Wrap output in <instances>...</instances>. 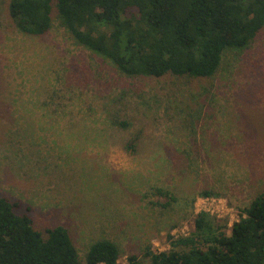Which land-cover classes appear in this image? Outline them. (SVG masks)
Instances as JSON below:
<instances>
[{"label": "rangeland", "instance_id": "374dc122", "mask_svg": "<svg viewBox=\"0 0 264 264\" xmlns=\"http://www.w3.org/2000/svg\"><path fill=\"white\" fill-rule=\"evenodd\" d=\"M9 4L0 0V194L29 207L37 229L66 225L82 259L100 238L118 243L119 264L171 248L170 236L192 231L204 189L220 192L223 209L209 212L230 233L264 185V30L211 78L129 77L56 13L47 34L21 31ZM137 131L132 153L124 143Z\"/></svg>", "mask_w": 264, "mask_h": 264}, {"label": "trees", "instance_id": "16d2710c", "mask_svg": "<svg viewBox=\"0 0 264 264\" xmlns=\"http://www.w3.org/2000/svg\"><path fill=\"white\" fill-rule=\"evenodd\" d=\"M9 13L33 35L47 34L56 13L79 44L129 77L211 78L264 30V0H10ZM111 122L123 129L133 124L115 115ZM140 137L131 134L125 149L137 153ZM31 214L20 200L0 194V264H119L122 250L113 239L94 241L82 259L66 225L37 229ZM226 227V220L199 212L189 234L170 236L171 248L148 245L143 257L132 253L124 264H264V185L230 233Z\"/></svg>", "mask_w": 264, "mask_h": 264}, {"label": "built area", "instance_id": "2783aa9c", "mask_svg": "<svg viewBox=\"0 0 264 264\" xmlns=\"http://www.w3.org/2000/svg\"><path fill=\"white\" fill-rule=\"evenodd\" d=\"M198 202L203 203V206L199 210V212H203V211H205V212L211 211V213H214V211L220 212L221 209H223V205H224L222 203V199L212 197V196L211 197L210 196H201L198 198ZM100 264H104V263H100Z\"/></svg>", "mask_w": 264, "mask_h": 264}]
</instances>
